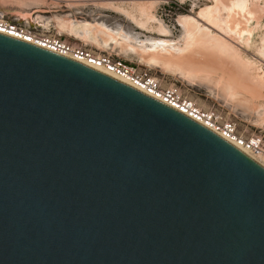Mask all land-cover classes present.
Segmentation results:
<instances>
[{"label": "water", "instance_id": "water-1", "mask_svg": "<svg viewBox=\"0 0 264 264\" xmlns=\"http://www.w3.org/2000/svg\"><path fill=\"white\" fill-rule=\"evenodd\" d=\"M0 264H264V168L161 102L0 34Z\"/></svg>", "mask_w": 264, "mask_h": 264}, {"label": "rangeland", "instance_id": "rangeland-1", "mask_svg": "<svg viewBox=\"0 0 264 264\" xmlns=\"http://www.w3.org/2000/svg\"><path fill=\"white\" fill-rule=\"evenodd\" d=\"M246 2L243 11L245 15L238 17L239 20L243 19L241 21L245 24L232 26L231 36L224 34L205 18L204 12L214 8V0H0V17L14 24L29 27L36 33L57 35L72 45L96 53L110 54L115 59L147 69L165 85L176 84L181 87L185 95L203 110L216 108L224 111L247 136H263L264 123L260 121L259 114L261 110L230 103L213 83L201 80L188 82L178 75L163 72L160 67H150L145 61L150 53H161L166 56H170L168 52L173 55L179 54L185 33L182 22L184 18H190L197 26L199 25L198 29L201 31H209L214 35L228 38L244 60L256 66L260 76L264 77V0ZM135 7H146L155 21L143 26ZM133 12L135 14H129ZM21 14H32L33 19H38L40 23L35 26L29 25L21 21ZM56 19L71 25H93L94 28H100L101 31L116 36L120 42L125 43V47L121 49L119 46H112L111 50L103 49L70 37L57 27ZM47 22H50V25L45 29L44 24ZM160 24L165 32H161ZM99 40L101 41L100 38Z\"/></svg>", "mask_w": 264, "mask_h": 264}, {"label": "bare ground", "instance_id": "bare-ground-1", "mask_svg": "<svg viewBox=\"0 0 264 264\" xmlns=\"http://www.w3.org/2000/svg\"><path fill=\"white\" fill-rule=\"evenodd\" d=\"M246 1L247 0H214L215 6L212 10L210 9L204 12L205 18L208 19L211 25L218 27L224 34L231 36L232 33L230 29L232 26L236 27L242 23L245 24L241 21L243 19L239 20L238 17H243L245 15L243 11H245ZM132 8L134 9V7ZM135 8V11L140 16V20L137 19L142 22L141 24H144L143 26L149 25L151 22L155 21V18L147 11L146 7ZM129 14L133 15L135 13ZM20 17L21 21L29 25L35 26L40 23L38 19H33L32 14H21ZM49 25L50 22H47L44 24V28L48 29ZM56 25L62 32L67 33L70 37L81 39L103 49L111 50L112 46H119L121 49L125 47V43H123V41L120 42L116 36L104 32L103 29V31H101L100 28H94L93 25L90 24L71 25L63 20L56 19ZM182 25L185 29V33L183 36V46L179 54L173 55V53L168 52L170 56H166L161 53H150L146 56V65L150 67H160L163 72L172 75L175 74V76L178 75L188 82L201 80L213 83L215 86H218L220 93L227 98L230 103L254 107L255 110H261L262 112L259 113L261 114L260 121L264 123V77L260 76L258 73L259 69L250 62L245 61L241 53L228 38L214 35L209 31H201L198 29L199 25L197 26L190 18H184ZM159 27L161 32H165L161 24ZM143 53L145 52L143 51ZM143 53L142 55L144 56ZM66 58L70 59L69 57ZM78 63L161 102L156 99V97L148 95L141 89L133 87L123 79L97 69L87 63ZM219 137L222 138L221 136ZM223 140L264 168V158L254 157L235 142L227 139Z\"/></svg>", "mask_w": 264, "mask_h": 264}, {"label": "built area", "instance_id": "built-area-1", "mask_svg": "<svg viewBox=\"0 0 264 264\" xmlns=\"http://www.w3.org/2000/svg\"><path fill=\"white\" fill-rule=\"evenodd\" d=\"M0 34L36 46L61 57H69L75 62H84L125 80L137 89L156 97L162 104L187 118L204 125L223 139L235 142L257 158H264V135L247 136L238 124L224 111L211 108L203 110L189 99L176 84L165 85L149 70L124 60L115 59L110 54L96 53L80 46L72 45L62 37L39 34L29 27L14 24L0 17ZM203 126V127H204Z\"/></svg>", "mask_w": 264, "mask_h": 264}]
</instances>
